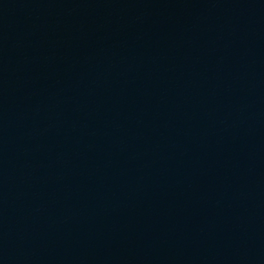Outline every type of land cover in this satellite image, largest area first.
Here are the masks:
<instances>
[{
    "label": "water",
    "instance_id": "1",
    "mask_svg": "<svg viewBox=\"0 0 264 264\" xmlns=\"http://www.w3.org/2000/svg\"><path fill=\"white\" fill-rule=\"evenodd\" d=\"M0 264H264V0H0Z\"/></svg>",
    "mask_w": 264,
    "mask_h": 264
}]
</instances>
